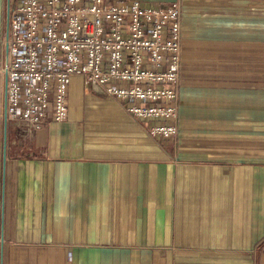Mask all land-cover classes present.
I'll return each mask as SVG.
<instances>
[{"label":"crops","instance_id":"obj_1","mask_svg":"<svg viewBox=\"0 0 264 264\" xmlns=\"http://www.w3.org/2000/svg\"><path fill=\"white\" fill-rule=\"evenodd\" d=\"M136 1L181 7L178 137L79 75L6 137L0 74V264H264V0Z\"/></svg>","mask_w":264,"mask_h":264},{"label":"built area","instance_id":"obj_2","mask_svg":"<svg viewBox=\"0 0 264 264\" xmlns=\"http://www.w3.org/2000/svg\"><path fill=\"white\" fill-rule=\"evenodd\" d=\"M181 7L136 0H11L1 42L3 121L23 135L66 116L70 78L122 100L151 137L176 139Z\"/></svg>","mask_w":264,"mask_h":264},{"label":"rangeland","instance_id":"obj_3","mask_svg":"<svg viewBox=\"0 0 264 264\" xmlns=\"http://www.w3.org/2000/svg\"><path fill=\"white\" fill-rule=\"evenodd\" d=\"M4 5H5V0H0V6H1L0 31H1V27H2L4 16H5V14H4L5 13L4 12ZM2 90H3L2 89V84H1V81H0V93H3ZM233 132H236V130L232 131V133ZM30 134L31 133H29V135ZM6 137H16L17 138V137H25V136L23 135L22 128H20L18 126H16V128H15V127L12 126L11 123H7V126H6Z\"/></svg>","mask_w":264,"mask_h":264},{"label":"water","instance_id":"obj_4","mask_svg":"<svg viewBox=\"0 0 264 264\" xmlns=\"http://www.w3.org/2000/svg\"><path fill=\"white\" fill-rule=\"evenodd\" d=\"M5 126H6V123L4 122Z\"/></svg>","mask_w":264,"mask_h":264}]
</instances>
